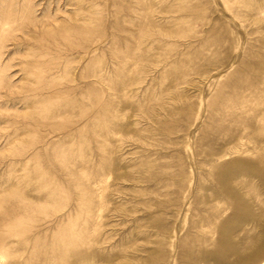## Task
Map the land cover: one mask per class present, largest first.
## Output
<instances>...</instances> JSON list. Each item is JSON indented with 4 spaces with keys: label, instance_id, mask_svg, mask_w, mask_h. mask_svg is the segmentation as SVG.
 Listing matches in <instances>:
<instances>
[{
    "label": "rangeland",
    "instance_id": "1",
    "mask_svg": "<svg viewBox=\"0 0 264 264\" xmlns=\"http://www.w3.org/2000/svg\"><path fill=\"white\" fill-rule=\"evenodd\" d=\"M263 245L264 0H0V264Z\"/></svg>",
    "mask_w": 264,
    "mask_h": 264
},
{
    "label": "bare ground",
    "instance_id": "2",
    "mask_svg": "<svg viewBox=\"0 0 264 264\" xmlns=\"http://www.w3.org/2000/svg\"><path fill=\"white\" fill-rule=\"evenodd\" d=\"M222 238V237H221ZM225 238V237H224ZM264 246V245H263ZM226 248V247H225ZM261 256H263L262 258H261ZM259 258H261L260 260H259V262L257 263V264H264V255H260V257Z\"/></svg>",
    "mask_w": 264,
    "mask_h": 264
}]
</instances>
